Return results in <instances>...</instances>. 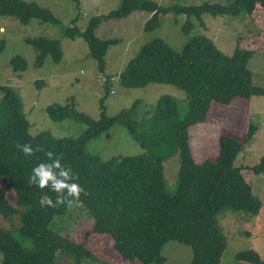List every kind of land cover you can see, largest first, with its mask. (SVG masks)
<instances>
[{
	"label": "trees",
	"instance_id": "obj_1",
	"mask_svg": "<svg viewBox=\"0 0 264 264\" xmlns=\"http://www.w3.org/2000/svg\"><path fill=\"white\" fill-rule=\"evenodd\" d=\"M72 1L78 3V0ZM257 5L264 13V0L171 7H162L150 0H120L116 10L92 17L83 31L75 26L74 20L62 30V36L69 40L80 37L97 63V70L103 73V57L110 46L118 43L117 39L103 40L95 36V30L105 21L145 12L151 15L144 26V31H149L157 27L161 14H171L185 16L184 29L191 32L192 17L202 23L203 15H251ZM0 17H12L24 25L31 20L59 25L49 9L22 0H0ZM26 43L37 52L34 67L41 68L47 57L56 64L61 61L59 41L38 37L26 39ZM252 56V50L237 46L231 56H226L204 35L189 37L179 52L163 40L155 39L143 45L128 63L119 75V84L126 89L149 84L173 86L185 94L186 113L180 114L176 100L170 96H161L152 115L139 122L132 119L137 102L108 117L101 99L97 120L77 112L72 99L63 105L48 106L46 111L52 121L70 118L86 126L77 138L57 139L48 132L31 136L18 92L0 86V115L4 118L0 124V216L7 222L18 216L20 223L18 238L11 230L0 229V264H59L61 257L70 258L75 264L93 260L85 241L76 243L71 238L72 231L84 220L92 223L86 237L109 236L114 251L131 263L166 264L162 250L168 242H176L191 248L189 264H220L226 239L219 224V213L242 212L256 217L261 210L260 200L242 178V168L234 166L237 155L252 141L258 126L249 124L241 141L231 135H221L216 158L201 163L193 160L188 128L206 120L213 102L229 105L235 98L250 99L264 94L262 88L252 83V73L247 67ZM262 59L264 65V50ZM10 67L14 73H23L27 63L23 57L16 56ZM115 125L122 126L144 152L107 161L88 154L86 144L107 134ZM23 144L32 146L30 157L18 149ZM47 152L54 154L53 159L59 156L61 164L71 169L67 183L81 187L78 198L69 195L67 189L56 193L30 183L31 169L51 162ZM175 152L178 154L177 188L175 193H170L163 163ZM249 170L256 175L264 173V156ZM9 192L14 195L13 202L7 199ZM45 194L51 198L52 206L40 205V198ZM57 197L65 203H56ZM236 258L250 264H264V257L251 251H240Z\"/></svg>",
	"mask_w": 264,
	"mask_h": 264
},
{
	"label": "rangeland",
	"instance_id": "obj_2",
	"mask_svg": "<svg viewBox=\"0 0 264 264\" xmlns=\"http://www.w3.org/2000/svg\"><path fill=\"white\" fill-rule=\"evenodd\" d=\"M34 2L50 10L59 25L40 23L31 20L24 25L12 17H0V86L16 90L22 102L23 113L28 122V133L35 136L48 132L54 138H77L86 126L70 118L52 121L46 108L53 104H65L72 99L77 112L87 115L92 120L99 119V101L103 99L105 113L114 117L122 110L129 109L135 102L136 108L132 119L136 122L149 118L161 96L173 97L181 115L187 111L184 92L170 85L149 84L138 89H126L119 84V75L128 63L134 59L141 47L155 39H161L172 49L179 52L189 37L204 35L226 56H231L235 47L252 50L253 56L247 67L252 73L253 85L264 91V13L259 5L251 15L238 17L203 15L200 23L194 17L191 32L184 29L185 16L161 14L156 28L144 31L150 14L133 12L125 19H110L103 22L95 36L107 40L117 39L116 45L110 46L105 56L104 72L97 70V63L90 57L86 43L80 38L65 39L62 30L74 20L75 26L83 31L92 17L105 16L118 8L120 0H22ZM162 7L199 6L203 3L224 5L230 0H150ZM45 37L60 42L61 61L53 63L47 57L41 68L34 67L37 52L26 43V39ZM21 56L27 63L23 73H14L10 67L12 58ZM107 82V85H105ZM1 98V94H0ZM4 122L0 115V124ZM258 126L250 143L243 146L237 155L234 166L241 167L243 180L250 186L262 206L258 216L239 212L221 211L218 219L226 239V247L220 256V264H250L236 258L240 251H251L264 257V173L253 174L249 168L257 165L264 156V94L250 99L235 98L229 105L213 102L206 120L190 125L188 143L195 163L214 160L219 151L218 139L221 135H231L238 140L245 136L247 126ZM86 152L96 155L101 161L113 157L137 156L144 152L120 125H115L107 134L103 133L86 144ZM166 188L175 193L178 175V154L170 155L164 163ZM4 185V182L1 183ZM9 202L14 195L9 192ZM18 216L8 222L0 216V229L11 230L18 238ZM92 227L89 220L82 221L71 233L76 243H86V248L94 259H87L80 264H138L131 263L114 251L112 241L107 235L85 233ZM26 246L30 243L23 242ZM162 255L166 264H189L192 259L191 248L176 242H168ZM2 254L0 252V263ZM59 264H75L67 257H61Z\"/></svg>",
	"mask_w": 264,
	"mask_h": 264
},
{
	"label": "clouds",
	"instance_id": "obj_3",
	"mask_svg": "<svg viewBox=\"0 0 264 264\" xmlns=\"http://www.w3.org/2000/svg\"><path fill=\"white\" fill-rule=\"evenodd\" d=\"M17 147L25 157H30L33 154V148L30 144L18 145ZM46 156L51 162L34 166L31 169L30 183H34L41 189L48 187L50 191L56 193L67 189L69 195L73 198H78L82 191L81 187L77 183H67L71 169L61 164L59 156L53 159L54 154L52 152H47ZM58 176L62 179H58ZM39 203L42 207L46 204L52 206V200L46 194L41 196ZM56 203H65V201L57 197Z\"/></svg>",
	"mask_w": 264,
	"mask_h": 264
}]
</instances>
